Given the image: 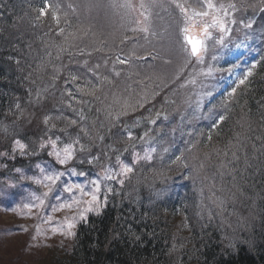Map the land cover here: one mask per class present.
I'll use <instances>...</instances> for the list:
<instances>
[{
    "label": "trees",
    "instance_id": "16d2710c",
    "mask_svg": "<svg viewBox=\"0 0 264 264\" xmlns=\"http://www.w3.org/2000/svg\"><path fill=\"white\" fill-rule=\"evenodd\" d=\"M58 1L48 0V3L61 6ZM188 2L195 6V0ZM214 2L235 3L240 9L235 13L238 19L256 18L255 26L263 25L259 34L255 32V26L252 30L233 26V33L238 38L248 37L254 57L247 65H241L237 78L224 89L220 80L229 69L220 61L211 63L221 70L216 71L213 89L204 83L201 92L196 85L187 83L199 69L194 62L183 73L179 71L181 53L175 46L181 39L179 10L171 0H159L158 4L151 1L149 22L153 19L155 25L161 23L163 29L157 30L154 36L149 35L151 40L145 45L149 55L142 57H148L145 62L151 65L143 78L147 83V78L151 77V84L159 95L140 109L141 114L149 118L141 122L139 134L147 132L148 145L152 144L157 151L152 154L151 161H141L133 167L124 186L116 188L119 194L109 196L101 215H89L87 224L78 225L73 245L68 249L53 248L42 264H264V12L260 11L264 3L262 0ZM43 4L44 0H0V152H7L11 157L16 139L28 143L31 148H38L40 139L46 138L48 127L55 124L56 128L49 133L53 138L60 135L66 141L68 137L60 129L74 137L83 126L93 136L94 141L90 143L97 142L94 148L88 137L81 133V141L89 144L90 152L111 149L112 153H126L123 151L127 143L125 128L131 130L136 125L135 112L110 126L104 111L96 110L102 108L99 103L89 111L87 105L72 101L75 108L85 110L86 119L81 121L67 106L70 98L65 88L72 85H65L64 81L69 71L79 74L86 69L78 64L74 67L66 53L60 60L56 55L60 45L67 47L77 43L89 48L95 45L101 51L93 52L91 58L94 63H101L103 72L113 67L110 63L117 55L138 42L142 32H130L129 12L111 7L106 14L109 18L104 19L105 23H113L111 26L101 22L85 24L88 35L83 36L73 22L62 23L65 34L57 35L50 15L37 20ZM151 9H155V16ZM59 11L63 22L60 8ZM168 26L174 30L170 36V30L166 31ZM105 27L108 28L106 32ZM71 33L82 39L74 41L69 37L66 41L65 37ZM125 36L132 39L122 43ZM38 37L42 40L39 54H36L35 45L31 49L28 46ZM101 41L105 43L101 44ZM171 41L175 47L170 54H179L167 68L168 57L159 45L166 46ZM106 58H110L109 66L104 69ZM56 68H60L59 73ZM115 69L120 71L116 66ZM249 70L252 75L230 97L228 93ZM177 75L179 79H176ZM54 76L58 78L53 79ZM197 77L203 82L213 78ZM157 84L159 88H155ZM205 91L212 95L198 99L197 94L202 96ZM37 93H40L39 104L35 103ZM210 99L212 102L205 105ZM200 100L202 110H197ZM157 112L161 113L159 118H156ZM45 115L52 117L49 126L43 124ZM219 115L225 116L223 122H218ZM71 119L78 123L71 125ZM150 119H156V124H151ZM104 120L110 131L95 130L96 124ZM117 131L119 134L115 135ZM99 136L104 139L101 141ZM164 148L168 151L164 152ZM45 155L43 152L38 156L15 154V159L4 156L0 161L7 164V168L28 167L42 161L41 156ZM177 156L181 159L176 160ZM223 188L227 189V196L236 195L235 203L229 207L237 209L247 201V210L253 213L257 223L247 219V223H234L237 227L233 229L228 215H233L236 210L224 208L225 211L212 203L214 192L223 195ZM207 204L210 207L206 209ZM244 223L245 228L241 226Z\"/></svg>",
    "mask_w": 264,
    "mask_h": 264
},
{
    "label": "snow or ice",
    "instance_id": "6c2138e0",
    "mask_svg": "<svg viewBox=\"0 0 264 264\" xmlns=\"http://www.w3.org/2000/svg\"><path fill=\"white\" fill-rule=\"evenodd\" d=\"M102 0H87L85 7L87 10L91 11L93 8H98L101 6ZM264 3V0H262ZM171 4L179 10V14L182 21V26L179 28L180 36L182 37V42L180 43V73L193 65H204L206 62V57L209 52V49L222 52L223 50L229 47L231 36L234 30L235 25H240L242 28H251L254 21L248 19L247 21L243 18L238 19L235 15L240 9L235 3H216L214 0H195V6L190 4L188 0H171ZM109 6L116 7L117 5L112 3ZM120 7H125L129 9H134V5L130 0H125V2ZM59 5H52L48 3V0H44L43 6L38 10L37 20H40L43 17L51 16V20L54 22L56 27L57 35H64L65 28L61 27V24H67L68 21L65 18L62 22L61 15L59 11ZM69 8H73L71 4L68 5ZM139 8L142 10L139 14L143 17V22L140 20L134 21L137 25L132 27L129 30L133 33L142 32L144 33V38L147 39L149 35H155L154 32L150 31V25L148 23L150 14L148 12V6L143 2L140 3ZM75 10V9H73ZM260 11L264 12V7L260 8ZM66 15V14H65ZM199 22L200 32L196 35L193 34L194 27L197 26ZM51 30V29H50ZM88 35V30H83V36ZM71 37L74 41L77 39H82V37L77 36L75 33L69 34L67 39ZM248 38L247 36L245 37ZM132 39L128 36L124 37L123 42ZM104 41H101V44H104ZM241 44H237L236 47H241ZM59 51L56 55V59L60 60L63 54L69 56V63H77L80 68L86 69L84 72L77 74L76 72L69 71L68 77L65 79V85L71 84L72 87L65 88L67 96L70 98L67 102L69 109L76 112L79 119L85 120V110L83 107L79 109L73 106L72 101H75L77 105H87L88 110L91 111L92 106L96 103L102 105V108H97V112L104 111L106 119L109 122L110 126H115L118 124L122 117L129 115L131 112L137 111L144 108L145 103L150 102V97L154 98L156 95H159V92L156 91L151 84V77L147 78V83L145 80H135L132 83H126L123 89H116L114 87L113 77L104 74L101 71L102 65L97 62L92 66H89V58L92 56L93 52L101 51V48L95 47L93 45L89 48L87 45L81 46L77 43H70L67 47L60 45ZM51 55V53H49ZM77 56H83L85 59L83 61H78L75 59ZM135 56V52L127 58H121L119 55L116 56V63L120 65H125L130 62V60ZM136 59L146 60L148 57H135ZM156 57H153L155 59ZM110 58H106L103 61V66L106 68L109 63ZM213 61L218 59L217 55L211 57ZM171 61L166 60L165 63H170ZM255 67V65H253ZM221 69L214 68L212 65H208L206 68H201L197 75H202L204 77L212 76L214 72L220 71ZM55 71L59 73L60 68H56ZM231 72V69L228 70ZM111 72L114 77H119L121 75L120 71L115 69L113 65ZM252 75L251 70H249L243 78H240L236 84V87H233L228 95L234 96L237 88L240 85H244L249 76ZM58 76H54L53 79H57ZM180 76L177 75L176 79H179ZM131 79V76H129ZM80 81V83H77ZM190 84H196L195 76L192 79L187 81ZM167 86V85H165ZM184 85H182L183 87ZM155 88H159V84L155 85ZM150 89H152L150 91ZM100 95H97V93ZM31 94V93H30ZM79 94V98L78 95ZM63 95V94H62ZM204 95L211 96L212 93L208 92ZM40 93H37V100L35 103L39 104ZM83 97H89L90 99H83ZM203 102L202 100L197 101V110H202ZM189 106H191L189 102ZM16 107L19 109L20 105L17 103ZM161 113H156V118H159ZM52 119L50 115H45L43 118V124L49 126V121ZM164 119L167 120V115L164 116ZM183 119V117H182ZM225 120L224 115H219L218 122H223ZM139 120L135 123L139 124ZM78 121L76 119H71L70 124L76 125ZM150 123L155 125L156 119H150ZM215 126V124L213 125ZM56 128L55 124H51L48 127L47 132L45 133L46 138H41L38 144V149L33 148L30 150L29 144L23 142L21 139H16L13 142L12 146V155L11 159H15V154L18 152L21 157L24 156H38L41 152L47 149V156L51 157L56 165H60L63 170H57L52 164L48 161L37 162L34 167L38 170L39 175L26 176L21 168H16L15 172L20 174L22 180L31 181L33 184L43 187L46 189L42 193H37L32 191L25 198V202H22L17 206L16 211H19L25 215H31L33 209L37 210V213L43 218V209L48 207V200L55 195L56 203L51 205L52 213L57 211L67 210L70 215H66L63 221H57L56 226L51 228L52 233H60L68 237H75V229L81 223L87 224L89 220V214L101 215L104 208L107 207L109 196L118 195L119 192L116 188L113 187L111 182L119 184L121 187L124 186L125 181L129 179V174L133 173L134 168L128 163H125L121 159L120 155L116 156V164L118 165V170L113 169L112 167H107L102 176H97V178H89L85 182H73L71 179H68L67 182H64L62 178L68 177H86L88 174L84 171H78L76 167H64L73 160L77 158L78 153L90 152V147L81 141V133L84 137L91 139L90 132L86 127L81 126L79 132L73 137L69 136L65 129H60V132H63L68 139L65 141L61 138L60 135H55L53 138L49 133ZM110 131V127L108 129ZM125 130L127 131L129 141H133L136 138L133 136L130 128L126 126ZM148 136V133L145 132L143 136L139 138L145 144H149L150 140H146L145 137ZM99 139L102 141L103 136H99ZM211 140V136L208 137ZM132 148L133 155V165L139 163L141 160L151 161L153 156L152 154L157 151L156 147H146L143 150V155L137 152L136 145L133 143L130 145ZM194 147V145H193ZM190 150V149H189ZM115 151V149H113ZM124 152L128 151V148L123 150ZM164 152H167L168 149L164 148ZM7 152H0V157L8 156ZM227 155V153H225ZM181 157L177 156L176 160H180ZM99 161L98 156H89L87 158L88 164H94ZM80 164H83L84 159L77 161ZM0 167H6V165H0ZM203 167V165H201ZM185 168H188V165L185 164ZM186 179L188 177H185ZM8 187H16L15 182H10ZM3 193L0 192V195ZM64 194H67V198L64 197ZM45 223L51 224L53 222V216L48 215L44 220ZM27 231V229H24ZM37 235L40 234L41 229L39 226L36 227ZM35 239V237H33Z\"/></svg>",
    "mask_w": 264,
    "mask_h": 264
},
{
    "label": "rangeland",
    "instance_id": "374dc122",
    "mask_svg": "<svg viewBox=\"0 0 264 264\" xmlns=\"http://www.w3.org/2000/svg\"><path fill=\"white\" fill-rule=\"evenodd\" d=\"M112 3L116 4V7H112V9H117L119 10V5L123 4L125 2L121 0H102L101 6L98 8H93L91 11L87 10L85 7V4L87 3V0H59V4L61 5L59 8L61 9V14H63V19H67L69 24L72 22L78 26L80 29L79 33H83V30L86 29L85 24H92L95 22H101L104 23L105 25L111 26L113 23L108 24L104 22V19L109 18L107 14V10L111 8L109 6ZM153 1L154 3L158 4L159 0H130V2L134 5V9H129L125 7H120L123 10H126L129 12L130 15V24L131 28L136 27L137 25L134 23L136 20H140L143 22V17L140 16V12L142 11L139 8L140 3H144L146 6H148V10L150 7V2ZM71 4L73 8H69L68 5ZM75 9V10H73ZM155 9H151V13L153 15V12ZM66 14V15H65ZM155 16V15H153ZM95 19V21L93 20ZM92 19V20H91ZM256 18H253L251 20L254 21L253 25L249 30L254 29L255 26V21ZM150 20V17H149ZM150 25V31L156 33L157 30L162 31L163 25L161 23L155 25L153 19L149 22ZM101 27L103 25H100ZM182 26V21L179 22V28ZM200 27L199 22H197V26L194 27L193 29V34L196 35L200 32ZM256 28V33L259 34L263 28V25L261 24L259 27L255 26ZM108 28L105 27L104 32L107 31ZM171 29V27H167L166 31L168 32ZM248 30V31H249ZM174 30H170L169 36L173 34ZM126 32V31H125ZM123 32V33H125ZM131 32V31H130ZM113 34V32H111ZM142 35L138 37V42L133 45L132 47H129V49H125L122 54L119 56L121 58H127L132 55L133 52H135V56L130 60L128 64L125 65H120L119 63H116V60L113 59L110 63L111 66H116L118 70H120L121 75L119 77H114L111 68L108 70H104V74L109 75L113 77L114 80V87L116 89H123L126 83H132V81L135 80H144L143 75L146 73V70L150 67L149 62H145V60H140L136 59L135 57H142L144 55H149L148 50L146 49L145 45L147 42L151 40V37L148 36L147 39L144 38V33H141ZM180 34V33H179ZM154 36V35H150ZM42 37V36H41ZM41 37H38L37 40L33 44H29V48L31 49L34 45L38 49L36 51V54H39L40 50V43H41ZM43 38V37H42ZM105 38V37H101ZM180 40L175 46H177V50L180 51V43L182 42V37L180 36ZM231 44L229 47L222 52L216 51L213 49H209V52L206 57V62L208 65L212 64H217L218 61H220V64L223 66H226V68L231 69V72L228 71L225 77L221 78L220 83L222 85V89L228 87L231 85V83L237 78L238 74L241 71V65H247L249 63V60H252L254 56L251 55L252 50H253V45L250 41H247V39H241L238 38L237 34L232 33L231 36ZM38 42V44H37ZM241 44L242 46L237 48L236 45ZM84 45V44H82ZM162 50H165V56L168 57V61H173L174 57H177L178 54L176 53L175 56L173 54L171 55V49H174V44L173 41L169 42L168 44L159 45ZM127 50V51H126ZM147 52V53H145ZM142 53H145L142 55ZM213 55H217L218 59L216 61H213L211 57ZM118 56V55H117ZM250 58V59H249ZM85 57H81L80 59H77L78 61H83ZM74 67L77 66V63H73ZM92 64H95L93 62V59L90 57L89 58V66H92ZM171 63L166 66L169 68ZM195 65V64H194ZM109 64L107 65V67ZM125 66V67H123ZM198 66V71L199 73L201 68H206L207 66L204 65H195ZM204 66V67H203ZM107 67H103L104 69H107ZM158 70L155 72L157 73ZM164 70H162L163 72ZM218 72V71H217ZM217 72H214L212 75V79L207 80L206 82L201 81L197 76V73L195 74V79H196V85L197 89L201 91V88L204 83H206L208 87L212 90L213 87L215 86L214 80L216 78ZM129 76H131V79H129ZM202 76V75H200ZM202 92V91H201ZM205 93H208L205 91ZM201 96V94H197V98L201 99L207 95ZM57 94V93H56ZM57 96V95H56ZM56 96L54 98H56ZM154 98L150 97V101H153ZM212 102V99L207 101L205 103L209 104ZM53 105L49 104L47 106ZM157 105V104H156ZM43 107V106H42ZM53 108H55L53 106ZM44 109V108H43ZM151 110V109H150ZM135 112V113H134ZM133 113L135 114V122L139 120V124H136L134 127L131 128L133 136L136 138L133 141H129L127 131L125 133V139L127 141L126 143V148H128V151L126 153H123L121 155V159L125 162L128 163L130 166H135L133 165V155H132V148L130 147L131 144L136 145V151L139 152L141 155H143V150L146 147H153L152 144L148 145L143 143L142 141L139 140L141 136L144 135V133L139 134V132H142V129L140 127L141 122L146 118L148 119L149 116L142 115V111L137 110L134 111ZM100 113V112H99ZM151 114V113H150ZM133 120V121H134ZM95 130H98L99 128L108 132V127L105 125V120L103 122L99 121V124H96V127H94ZM95 133V132H94ZM114 131L110 133V135H113ZM119 134V132H115V135ZM66 138V137H65ZM146 139V138H145ZM90 142H93V136L91 139H87ZM95 143H90L93 147ZM89 146V144H88ZM30 150L33 149L29 147ZM95 148V147H94ZM38 149V148H37ZM92 151V150H91ZM43 153H46L45 156L42 157V161H48L50 164H52L57 170H63L60 165H56L55 161L47 156V149L43 151ZM129 153V154H127ZM16 154L19 155L17 152ZM116 153H112L111 149L106 150H97L92 152H86V153H78L77 158L71 162V164L64 166V167H76L78 171H84L88 175L86 177H64L62 180L64 182H67L68 179H71L73 182H85L89 178H97V176H102L104 174V171L107 167H112L113 169L118 170V165L116 164V156L120 155ZM42 155V152H41ZM89 156H98L99 161L94 163V164H88L87 163V158ZM10 157V156H8ZM4 156L0 157V160H2ZM80 159H84V163L80 164L77 161ZM144 161V160H141ZM140 161V162H141ZM37 162H41V160L33 162L32 165L26 166V167H21V166H16V167H0V192L3 194L0 195V264H42L43 260L47 257V255H50V251L53 248L56 247H63V248H69L71 245L74 243L75 237H68L65 235H62L60 233H52L51 228L53 226H56L57 221H63L66 215H70L67 210L63 211H57L55 213H52L51 211V205L56 203L55 201V195L58 193H54L52 197L49 198L48 200V207L43 209V218H41V215L37 213L36 209H33V213L31 215H25L19 211L13 210L16 209L18 205H20L22 202H25V198L31 193L32 191H36L37 193H42L46 189L43 187L37 186L33 184L31 181L28 180H22L20 178V174L15 172L16 168H21L26 176H34V175H39L38 170L35 169L34 165ZM5 163V161H4ZM0 165H7L3 164L2 161H0ZM10 182H15L16 187H8V184ZM114 188H120V185L111 182ZM207 191L206 194L209 192V188L206 187ZM223 190V195L220 194H215V189H212L214 192V199L212 200V203L216 205V207H221L223 210L227 211L230 209L236 210V212L231 215H228L229 223L233 225V229H235L237 226L236 222H246L247 219L250 220L251 222L257 223V220L254 219L253 213L251 214L250 211L247 210V201L244 202L243 204L239 205L237 209H232L229 207L231 203H235L234 200H236V195L234 193H231L227 196V189H222ZM232 191L229 189V192ZM64 197L67 198V194H64ZM206 209L209 208L210 206L207 204L204 206ZM226 208V209H224ZM48 215L53 216V222L51 224L45 223L44 220ZM92 215V214H89ZM39 226L41 229V232L39 235H37L36 232V227ZM245 228L246 224H242ZM78 227V226H77ZM24 229H27L25 231ZM77 228L75 229V231ZM238 231V230H237ZM35 237V239H33Z\"/></svg>",
    "mask_w": 264,
    "mask_h": 264
}]
</instances>
